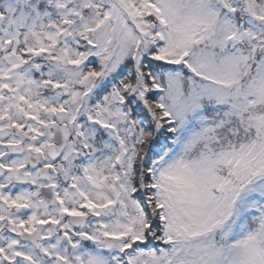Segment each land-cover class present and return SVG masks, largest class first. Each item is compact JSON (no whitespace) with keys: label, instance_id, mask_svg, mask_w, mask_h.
I'll use <instances>...</instances> for the list:
<instances>
[{"label":"snow or ice","instance_id":"snow-or-ice-1","mask_svg":"<svg viewBox=\"0 0 264 264\" xmlns=\"http://www.w3.org/2000/svg\"><path fill=\"white\" fill-rule=\"evenodd\" d=\"M0 264H264V0H0Z\"/></svg>","mask_w":264,"mask_h":264}]
</instances>
